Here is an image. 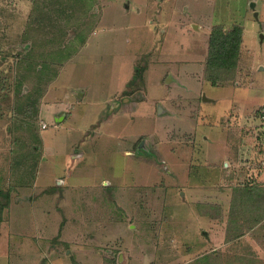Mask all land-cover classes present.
I'll return each instance as SVG.
<instances>
[{"label":"rangeland","instance_id":"1","mask_svg":"<svg viewBox=\"0 0 264 264\" xmlns=\"http://www.w3.org/2000/svg\"><path fill=\"white\" fill-rule=\"evenodd\" d=\"M260 235L264 0H0V264H264Z\"/></svg>","mask_w":264,"mask_h":264},{"label":"trees","instance_id":"2","mask_svg":"<svg viewBox=\"0 0 264 264\" xmlns=\"http://www.w3.org/2000/svg\"><path fill=\"white\" fill-rule=\"evenodd\" d=\"M208 43V55L205 62L206 78L212 85L217 86L222 81L233 79V77L230 78L229 73L231 75V73H235L238 70L243 43V27L240 24H234L230 29L226 30L223 25L216 24L212 27ZM142 69L144 70L145 68L140 66L135 69L134 76L129 83L143 80ZM221 72H227L229 78H220ZM150 155L155 156V154ZM248 230L249 228L246 229V232ZM238 231L233 234V238L240 237L239 235L246 233L245 231Z\"/></svg>","mask_w":264,"mask_h":264},{"label":"crops","instance_id":"3","mask_svg":"<svg viewBox=\"0 0 264 264\" xmlns=\"http://www.w3.org/2000/svg\"><path fill=\"white\" fill-rule=\"evenodd\" d=\"M226 152V149H225V151H224V153ZM134 155V154H133ZM223 156V155H222ZM227 158H228V156H227ZM233 165V164H232ZM231 165V166H232ZM198 219V221L197 222H201V220H200V218H197ZM241 237V236H240ZM242 237H247V239H250V242L249 243H251V241L256 237V235L254 236V231H250V230H248ZM260 237V239H261V241L262 240H264V235H260L259 236ZM236 239L234 238V240H232V241H235ZM228 242H231V241H228ZM252 246H253V243H251L250 244V248H251V250L252 249H254V250H256V248H255V245L253 246V248H252ZM248 251H250V249H248ZM264 251V250H263ZM225 254V253H224ZM245 255V254H244ZM48 257V256H47ZM262 258V257H261ZM55 259V258H54ZM54 259H50L49 257H48V260L46 261V263L45 264H54ZM263 260H264V256H263V258H262ZM45 261V260H44ZM242 262L244 263V264H249V260L248 261H244V260H242Z\"/></svg>","mask_w":264,"mask_h":264},{"label":"water","instance_id":"4","mask_svg":"<svg viewBox=\"0 0 264 264\" xmlns=\"http://www.w3.org/2000/svg\"><path fill=\"white\" fill-rule=\"evenodd\" d=\"M250 7L251 8H255L256 7V2L252 1L251 4H250ZM254 13H255V17L258 18V16H259L258 11H255ZM261 38H263V34H261ZM205 99H206V97H205Z\"/></svg>","mask_w":264,"mask_h":264}]
</instances>
